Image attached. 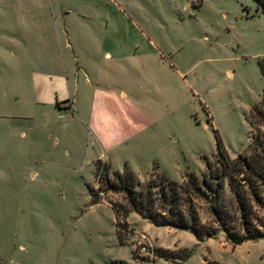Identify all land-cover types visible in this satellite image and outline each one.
Wrapping results in <instances>:
<instances>
[{
	"label": "rangeland",
	"instance_id": "obj_1",
	"mask_svg": "<svg viewBox=\"0 0 264 264\" xmlns=\"http://www.w3.org/2000/svg\"><path fill=\"white\" fill-rule=\"evenodd\" d=\"M263 56L254 0H0V264H173L156 248L264 264V240L197 242L133 212L119 238L123 195L89 192L97 161L182 184L220 149L249 156Z\"/></svg>",
	"mask_w": 264,
	"mask_h": 264
},
{
	"label": "trees",
	"instance_id": "obj_2",
	"mask_svg": "<svg viewBox=\"0 0 264 264\" xmlns=\"http://www.w3.org/2000/svg\"><path fill=\"white\" fill-rule=\"evenodd\" d=\"M254 1L264 12V0ZM259 68L264 78V56ZM254 114L264 121V94ZM250 146L249 156L238 155L234 159L220 149L214 162L207 163L201 179L187 173L182 184L161 176L158 181L140 185L131 171L110 174L107 164L97 161L98 187L89 189L90 201L98 204L109 192L123 195L125 205L111 206L119 238L120 228L127 225L120 219L133 212L153 226L188 231L197 242L214 239L219 233L232 246L264 240V141L251 137ZM195 201L206 204L210 223H201ZM182 253L176 255L162 248L152 250L154 257L172 259L173 264L190 256L189 251Z\"/></svg>",
	"mask_w": 264,
	"mask_h": 264
}]
</instances>
